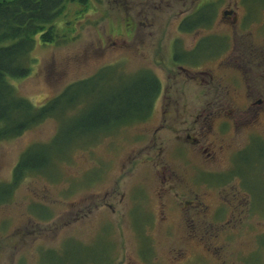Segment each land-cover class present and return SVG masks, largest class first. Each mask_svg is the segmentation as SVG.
Returning a JSON list of instances; mask_svg holds the SVG:
<instances>
[{"label":"rangeland","instance_id":"1","mask_svg":"<svg viewBox=\"0 0 264 264\" xmlns=\"http://www.w3.org/2000/svg\"><path fill=\"white\" fill-rule=\"evenodd\" d=\"M246 2L254 4L250 0L67 3L54 23L56 41L44 43L38 35L31 73L11 78L21 95L43 105L67 85L93 76L102 66L116 65L125 72L151 68L182 100L170 108L171 115H163L164 131L154 133L159 113L168 105L160 97L148 124L124 126L92 145L74 148L49 175L28 174L10 198L0 201V264H264V178L255 176L252 165L246 168L244 185L251 195L238 176L227 174L234 165L231 155L225 152L216 165L204 162L203 153L190 161L170 131L175 123L181 130L185 126L181 124H190L193 115L206 111L205 97L213 91L212 86L182 85L167 78L173 70L168 62L171 41L183 36L185 46H191L195 37L185 34L231 31L224 11L235 10L241 17ZM207 4L214 7L211 23L181 31L183 19ZM255 19L252 14L250 20ZM190 94L199 98L192 100ZM232 104L235 110H244ZM59 125L58 119L50 118L18 138L0 142V185L11 183L24 150L49 142ZM141 131L148 133L144 139ZM246 135L236 141L237 151L248 142ZM163 138L168 140L164 145ZM248 156L256 160L257 151ZM242 170L236 168L240 175Z\"/></svg>","mask_w":264,"mask_h":264},{"label":"trees","instance_id":"2","mask_svg":"<svg viewBox=\"0 0 264 264\" xmlns=\"http://www.w3.org/2000/svg\"><path fill=\"white\" fill-rule=\"evenodd\" d=\"M69 2L87 5L89 0H0V142L18 138L50 118L60 122L49 142L34 143L20 155L11 183L0 185V195L7 194L0 197L1 202L11 197L9 193L13 194L28 174L49 175L54 165L74 148L101 141L118 128L147 121L162 91V82L151 68L125 72L109 65L89 78L67 85L43 105L21 95L11 78L22 79L31 73V52L38 35L44 43L56 41L59 34L54 23ZM213 19V4H207L184 19L181 29L190 32ZM203 51L201 57L206 55ZM251 150L257 151L256 160L248 156ZM249 165L255 168V176L264 178V147L256 141L239 153L233 171L227 173L238 176L245 190L253 195L244 185ZM237 167L243 169L241 175L236 172ZM251 189L255 190L252 186Z\"/></svg>","mask_w":264,"mask_h":264},{"label":"flooded vegetation","instance_id":"3","mask_svg":"<svg viewBox=\"0 0 264 264\" xmlns=\"http://www.w3.org/2000/svg\"><path fill=\"white\" fill-rule=\"evenodd\" d=\"M245 7L246 14L241 17L237 16L235 10L224 11L223 16L231 30L225 34H185L195 37L191 46H185L183 36H178L174 43L172 40L168 60L173 65L168 79L182 85L213 88L205 97L206 111L202 110L195 116L192 114L190 124H181L185 125L181 130L175 127L177 123L170 128L174 144L188 153L190 161L197 160L199 154L203 153V161L213 165L219 164V157L226 152L228 157L231 155L229 159L234 163L229 172L233 171L239 153L252 146L254 141L264 147V2L256 0L252 5L246 3ZM252 14L256 15L253 21L250 20ZM181 31L187 32L183 29ZM201 50L206 55L201 57ZM169 89L167 84H162V94L158 99L162 97L168 105L159 113L160 124L156 126L155 134L166 129L163 115H171L170 108L178 106L175 103L182 100L178 91ZM197 98L198 95L190 94V99ZM232 101L244 110H235ZM152 114L147 121L140 122L141 126L149 123ZM146 134L141 131L139 136L144 139ZM205 134L207 144L204 143ZM245 134L248 142L237 151L240 143L236 141H240ZM219 138L221 144L217 143ZM167 141L163 138L161 143L164 145ZM224 141L227 144L222 145ZM235 155L236 158L232 159ZM169 179L165 177V181Z\"/></svg>","mask_w":264,"mask_h":264}]
</instances>
